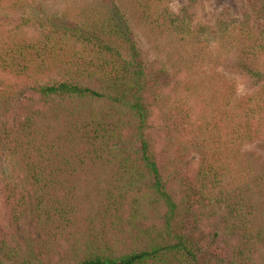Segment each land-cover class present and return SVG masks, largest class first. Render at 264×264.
Here are the masks:
<instances>
[{
	"label": "trees",
	"instance_id": "16d2710c",
	"mask_svg": "<svg viewBox=\"0 0 264 264\" xmlns=\"http://www.w3.org/2000/svg\"><path fill=\"white\" fill-rule=\"evenodd\" d=\"M0 264H264V0H0Z\"/></svg>",
	"mask_w": 264,
	"mask_h": 264
},
{
	"label": "rangeland",
	"instance_id": "374dc122",
	"mask_svg": "<svg viewBox=\"0 0 264 264\" xmlns=\"http://www.w3.org/2000/svg\"><path fill=\"white\" fill-rule=\"evenodd\" d=\"M135 36H136V39L141 47V49L143 50L145 56H146V59L149 61V63H151L152 65L153 64H157V60L153 54V52L151 51V48L147 42V39H146V35L143 31H139V30H136L135 31ZM239 91L240 93H245L246 91V87H247V82L246 80L243 78V79H239ZM161 121L159 120V116L157 115V117L155 118L154 120V136L156 137V139L160 138L161 135H162V130H161ZM257 146V145H256ZM253 147V146H252ZM252 147L249 146V149H252ZM196 162V161H195ZM197 166H196V163H193V166H192V170L194 171V169H196ZM189 177H192V173H189Z\"/></svg>",
	"mask_w": 264,
	"mask_h": 264
}]
</instances>
